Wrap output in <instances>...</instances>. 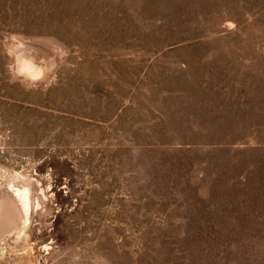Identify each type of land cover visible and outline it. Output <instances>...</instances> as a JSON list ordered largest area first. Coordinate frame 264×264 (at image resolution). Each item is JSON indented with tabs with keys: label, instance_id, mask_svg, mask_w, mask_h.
Instances as JSON below:
<instances>
[{
	"label": "rangeland",
	"instance_id": "rangeland-1",
	"mask_svg": "<svg viewBox=\"0 0 264 264\" xmlns=\"http://www.w3.org/2000/svg\"><path fill=\"white\" fill-rule=\"evenodd\" d=\"M0 264H264V0H0Z\"/></svg>",
	"mask_w": 264,
	"mask_h": 264
},
{
	"label": "bare ground",
	"instance_id": "bare-ground-1",
	"mask_svg": "<svg viewBox=\"0 0 264 264\" xmlns=\"http://www.w3.org/2000/svg\"><path fill=\"white\" fill-rule=\"evenodd\" d=\"M17 194L21 197L23 203H24V207L28 210L29 208V201H28V194L25 190L23 191H20V190H17Z\"/></svg>",
	"mask_w": 264,
	"mask_h": 264
}]
</instances>
